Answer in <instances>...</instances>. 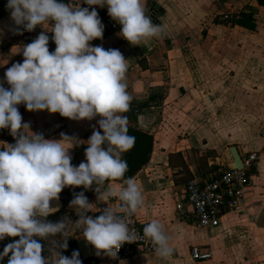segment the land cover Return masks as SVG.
<instances>
[{
	"label": "crops",
	"instance_id": "1",
	"mask_svg": "<svg viewBox=\"0 0 264 264\" xmlns=\"http://www.w3.org/2000/svg\"><path fill=\"white\" fill-rule=\"evenodd\" d=\"M0 0V81L12 63L23 60L22 44L31 42L40 32L11 29L9 10ZM81 7L95 8L104 25L102 38L89 43L121 51L127 60L125 73L127 91L132 99L122 115L127 126L152 137L149 160L135 174L143 197L136 212L145 225L158 220L169 237L173 249L167 258L152 253H138L117 263L96 259L82 229L69 227L67 249L70 256L78 250L82 264H264V4L259 0H145L146 14L162 25L159 37L142 38L133 45L119 35L121 25L111 29L106 23L107 7L87 5L83 0H68ZM155 6V14L150 7ZM50 30L51 22L43 25ZM49 51L55 43L48 32ZM4 86L9 85L4 81ZM22 121L33 132L46 139H60L61 133L76 137L78 145H69L71 163L85 160L86 140L99 115L89 119H71L46 109L29 111L17 105ZM0 141L15 143L7 128L0 129ZM231 147L241 158L245 152L258 151L260 159L251 175L253 184L246 189V210L222 218L217 228L197 227L190 219L177 215L187 181L194 175H213L233 163ZM111 186L119 191L123 180L101 184L105 191ZM84 191L95 208L104 209L107 202L118 207L119 199L110 196L97 199L95 185L66 186L59 196L63 208L47 217L58 221L65 216L73 222L79 218L69 206L75 193ZM101 213L88 211L94 218ZM19 237L0 240V252L6 244ZM56 239L62 241L57 235ZM47 248V241L40 240ZM193 245L209 249L210 259L196 261L191 257ZM47 251H42L46 256ZM10 255V254H9ZM8 257L0 260L7 264Z\"/></svg>",
	"mask_w": 264,
	"mask_h": 264
},
{
	"label": "clouds",
	"instance_id": "2",
	"mask_svg": "<svg viewBox=\"0 0 264 264\" xmlns=\"http://www.w3.org/2000/svg\"><path fill=\"white\" fill-rule=\"evenodd\" d=\"M87 5L106 6L108 15L121 25L119 35L133 45L142 38L159 37L162 25L146 14L145 0H83ZM13 22L12 31L40 32L31 42L22 44L23 60L14 62L0 81V129L7 128L15 143L0 141V240L19 237L6 244L0 260L7 264H82L80 253L73 250L66 256L69 227L82 229L81 235L100 251L113 256L123 243L134 239L127 217L143 204V197L134 177H125L127 162L121 154L130 149L135 137L128 134L127 117L122 115L132 99L125 82L127 60L119 49H105L89 42L102 38L104 25L95 8L81 7L66 0H7L5 5ZM51 22L50 30L43 25ZM48 32L55 43L49 51ZM4 81L9 87L4 86ZM29 111L47 110L71 119H89L99 115L86 140L85 160L71 163L69 148L76 137L61 133L60 139H46L33 132L22 121L17 105ZM69 145H72L71 147ZM123 179V187L105 191L106 180ZM95 185L97 199L107 202L116 196L122 203L104 209L95 208L84 191L75 193L69 206L79 218L67 216L58 221L47 217L58 211L50 204L59 199L66 186ZM99 211L95 218L88 211ZM124 213V215H121ZM157 256L169 257L173 249L163 225L156 219L142 229ZM62 241L56 239L57 235ZM40 240L47 241V248ZM47 251L42 256V251ZM10 254V255H9Z\"/></svg>",
	"mask_w": 264,
	"mask_h": 264
},
{
	"label": "built area",
	"instance_id": "3",
	"mask_svg": "<svg viewBox=\"0 0 264 264\" xmlns=\"http://www.w3.org/2000/svg\"><path fill=\"white\" fill-rule=\"evenodd\" d=\"M149 11L151 15L155 14V6H151ZM106 23L111 29L118 26L110 16L106 17ZM259 159L258 151H248L242 157L243 165L240 168L227 167L213 175L191 177L185 184L182 198L177 204L179 218L190 219L197 227L210 229L219 227L224 216L244 212L246 210V189L253 184L251 175L256 170ZM121 203L120 201L118 206ZM127 219L129 228L135 231L134 239L123 243L116 256L115 254L108 255L103 251L97 254L96 248L91 244L96 259L112 261L130 259L138 253L155 252V245L143 234L144 224L137 214ZM190 254L196 261H204L212 257L209 249H202L197 245L191 247Z\"/></svg>",
	"mask_w": 264,
	"mask_h": 264
},
{
	"label": "trees",
	"instance_id": "4",
	"mask_svg": "<svg viewBox=\"0 0 264 264\" xmlns=\"http://www.w3.org/2000/svg\"><path fill=\"white\" fill-rule=\"evenodd\" d=\"M264 4V0H259ZM68 2V0H66ZM7 1L1 4L6 8ZM128 134L135 137L133 146L127 151L121 154V158L127 162L128 168L125 172V177H133L143 167V165L149 160L151 154L152 137L143 131L131 128L128 126ZM119 178L116 180H123ZM106 180L105 182H107Z\"/></svg>",
	"mask_w": 264,
	"mask_h": 264
},
{
	"label": "water",
	"instance_id": "5",
	"mask_svg": "<svg viewBox=\"0 0 264 264\" xmlns=\"http://www.w3.org/2000/svg\"><path fill=\"white\" fill-rule=\"evenodd\" d=\"M231 152H232V157H233V163L230 166V168H233V167L240 168V167H242V165H243L242 158L239 155L236 147H231ZM50 204L58 205L59 206L58 211H60L63 208V206H64L63 200H62V198L60 196H59L58 200L51 201ZM86 242L88 244V247H89L90 251L93 252L92 251V246H91V244L88 241L83 240L81 243L86 244ZM114 261L117 263L119 261V259H115Z\"/></svg>",
	"mask_w": 264,
	"mask_h": 264
}]
</instances>
